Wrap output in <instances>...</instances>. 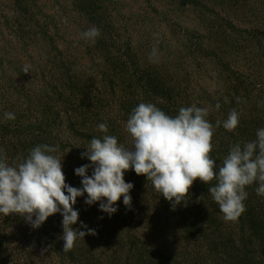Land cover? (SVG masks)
Listing matches in <instances>:
<instances>
[{"label": "trees", "instance_id": "1", "mask_svg": "<svg viewBox=\"0 0 264 264\" xmlns=\"http://www.w3.org/2000/svg\"><path fill=\"white\" fill-rule=\"evenodd\" d=\"M92 26L94 44L81 36ZM154 45L158 62L149 60ZM141 102L170 116L207 107L214 126L236 109V130L221 124L212 138L217 170L230 146L255 140L264 128V0H0V149L10 164L37 145L58 147L66 183L80 188L74 170L90 164L81 153L102 137L97 125L125 143ZM124 179L134 185L131 210L121 197L109 217L98 202L86 205V194L77 198L73 227L96 235L69 252L59 213L38 229L0 214V264H264L258 184L246 188L238 221L225 222L208 192L215 180L194 181L187 204L173 210L144 176L129 170Z\"/></svg>", "mask_w": 264, "mask_h": 264}, {"label": "clouds", "instance_id": "2", "mask_svg": "<svg viewBox=\"0 0 264 264\" xmlns=\"http://www.w3.org/2000/svg\"><path fill=\"white\" fill-rule=\"evenodd\" d=\"M99 35L100 29L95 26L81 34L92 44ZM149 60H159L155 45ZM29 67L25 66L23 72L28 73ZM220 107V103H216L215 108ZM208 115L209 108L196 104L180 107L177 115L170 116L153 103L141 102L132 109L124 125L128 134L125 143L108 134L107 123L98 124L102 137H93L86 151L81 153V158H87L90 164L74 170L81 178L80 188L66 183L62 158L52 154L58 147L37 145L26 158L17 157L11 164L0 149V214L19 216L33 229H38L47 218L59 213L63 251L69 252L78 239L96 235L94 229L82 222L80 226L87 231L73 227L79 219V211L73 207L77 198L86 194L84 203L91 206L98 202L99 210L109 217L117 211L115 205L121 197L126 209L131 210L130 191L134 185L126 182L124 176L132 170L151 182L173 210L182 202L187 204L194 181L209 184L215 180V186L209 187L208 192L223 220L237 222L246 211L244 201L248 197V186L258 184L256 194L264 197V128L257 130L255 140L230 146L217 170L210 155L214 132L221 124L228 132H234L240 122L239 113L231 109L227 119L217 120L215 126L207 119ZM4 118L14 120L15 114L5 112ZM89 168L91 175L87 174Z\"/></svg>", "mask_w": 264, "mask_h": 264}, {"label": "rangeland", "instance_id": "3", "mask_svg": "<svg viewBox=\"0 0 264 264\" xmlns=\"http://www.w3.org/2000/svg\"><path fill=\"white\" fill-rule=\"evenodd\" d=\"M251 3L253 4V0H251ZM250 5H251V4H250ZM251 7H252V6H251ZM250 12H252V11H250ZM250 12L247 13V16L245 17L246 20H244V16L241 15V13H240V16L237 15V16H236V18H237V19H236V22H237V23H243V24H244L245 21H249V19H248L249 17H250V19H252V15H253L252 13H253V12H252V13H250ZM240 19L243 20V21H241Z\"/></svg>", "mask_w": 264, "mask_h": 264}]
</instances>
